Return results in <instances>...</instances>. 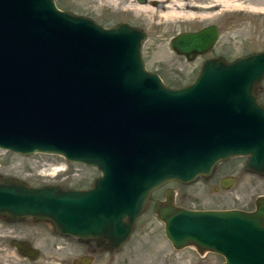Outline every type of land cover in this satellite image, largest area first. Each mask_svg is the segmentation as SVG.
<instances>
[{"label": "water", "instance_id": "1", "mask_svg": "<svg viewBox=\"0 0 264 264\" xmlns=\"http://www.w3.org/2000/svg\"><path fill=\"white\" fill-rule=\"evenodd\" d=\"M217 35L207 24L176 33L169 45L191 59ZM144 37L137 26H103L54 0H0V149L54 153L99 171L83 188L0 174V218L30 217L116 250L164 182L207 177L234 155H246L245 169L264 175L257 96L264 48L230 60L206 57L190 82L169 86L145 67ZM163 196L151 211L174 248L213 251L222 264H264V193L251 210L188 208L174 204L170 190Z\"/></svg>", "mask_w": 264, "mask_h": 264}, {"label": "rangeland", "instance_id": "2", "mask_svg": "<svg viewBox=\"0 0 264 264\" xmlns=\"http://www.w3.org/2000/svg\"><path fill=\"white\" fill-rule=\"evenodd\" d=\"M54 2L60 9L86 15L101 25H114L122 21L141 28L145 32L141 47L144 65L169 86L183 85L191 80L200 62L207 56L220 55L230 60L264 48V12L252 9L255 5L264 7V0H237L231 3L232 6L215 8L213 15L207 18L173 21L156 16L149 19L131 11L111 12L103 16L100 0ZM133 2L144 5L147 0ZM150 4L156 5V2ZM207 24H215L218 30L217 38L207 52L186 60L170 48L169 40L176 33L196 30ZM258 87V99L264 104V78L259 81ZM245 159L246 155L228 157L217 162L207 177L198 176L185 183L169 180L159 189L170 187L173 203L183 207L251 210L255 197L264 193V175L246 170ZM58 165L63 166V170L51 174L52 168ZM98 173L93 166L68 161L54 153L32 152L23 155L0 149V174L24 179L31 185L48 183L83 188L88 187ZM223 174L231 176L232 182L228 187L214 188L212 185H217L218 177ZM157 197L160 194L155 188L145 208L136 217L129 237L119 249L97 247L90 253L93 260L88 264H222L223 257L216 252L198 251L193 245L180 248L171 245L163 233V222L151 211L152 202ZM73 238L71 235L57 234L48 223L30 217L14 222L0 218V264H72V253L69 251L72 245L75 246ZM17 241L22 242L25 250H35L34 255L20 252L15 244Z\"/></svg>", "mask_w": 264, "mask_h": 264}, {"label": "bare ground", "instance_id": "3", "mask_svg": "<svg viewBox=\"0 0 264 264\" xmlns=\"http://www.w3.org/2000/svg\"><path fill=\"white\" fill-rule=\"evenodd\" d=\"M106 1L110 3V0H106ZM111 1L114 2L115 0H111ZM235 1L237 0H147V3L144 5L139 4V3L128 2L127 4H124L123 6L127 7L128 10H130L132 13L142 14L143 17H146L149 19L156 16L158 19L173 21V20H179V19L192 20L198 17L200 19L207 18L213 15V10L215 8L225 7V6L229 7V5L231 3L232 4L235 3ZM113 2L112 4H114ZM153 2H156V5L150 4ZM247 6H250V5H247ZM253 8L255 10H260L264 12V7H259L258 5H255L252 7V9ZM62 170H63V166L59 167L58 165L56 167H53L52 171L50 172H52L51 174H56Z\"/></svg>", "mask_w": 264, "mask_h": 264}, {"label": "flooded vegetation", "instance_id": "4", "mask_svg": "<svg viewBox=\"0 0 264 264\" xmlns=\"http://www.w3.org/2000/svg\"><path fill=\"white\" fill-rule=\"evenodd\" d=\"M102 3H100V5H101V7L104 9V14H103V16L104 15H106V14H111V12H116L117 14H118V12L120 11L121 13H126L125 11H127V12H129L130 10H128V8L127 7H124L123 5L124 4H127L128 2H133V0H115L114 2L113 1H111L110 0V3L109 2H107L106 0H100ZM134 1H140V2H144V1H146V0H134ZM106 2V3H105ZM112 2L115 4H112ZM134 3V2H133ZM58 7V6H57ZM123 11V12H122ZM108 12V13H107ZM130 13V12H129ZM119 22V21H118ZM102 25H104V26H112V25H105V24H102ZM142 47V46H141ZM175 52V51H174ZM176 53V52H175ZM177 54H179V53H177ZM200 54H202V53H199V54H196V55H194V57L195 56H197V55H200ZM179 55H181V56H183L184 57V59H186V60H190V59H187L186 57H185V55L184 54H179ZM207 57H209V56H207ZM206 58V57H205ZM204 58V59H205ZM192 59V58H191ZM204 59H202V61L204 60ZM201 61V62H202ZM201 62H200V64H201ZM200 64H199V66H200ZM199 66H198V68H199ZM197 71H198V69H197ZM197 73V72H196ZM196 75V74H195ZM194 75V76H195ZM194 78V77H193ZM192 78V79H193ZM191 79V80H192ZM191 80H189L188 82H190ZM188 82H186V83H188ZM225 176H227V174H223V175H221V176H219L218 177V179H217V182H216V184L217 185H212L214 188L216 187H218V188H224V187H222L221 186V184H220V180H221V178H223V177H225ZM162 185H160L159 187H157L158 188V193L160 194V197H157L158 199H162L164 196H163V193L165 192V190L168 192V190H170L171 191V188L170 187H166V186H164V187H162L161 188V190L159 189L160 187H161ZM167 188H168V190H167ZM156 198V199H157ZM149 199H150V196H149ZM90 240H92V241H90ZM72 241H74V245L75 246H71V251H69L70 253H72L71 255H72V258H71V263L72 264H88L89 263V261H91V260H93V257H92V255L90 254L91 252H93V251H95V249L97 248V246H96V243H95V241L93 240V239H88V240H80V239H78V238H76V237H74L73 239H72ZM81 251V252H78V251ZM84 258H87V259H89L86 263H84Z\"/></svg>", "mask_w": 264, "mask_h": 264}]
</instances>
